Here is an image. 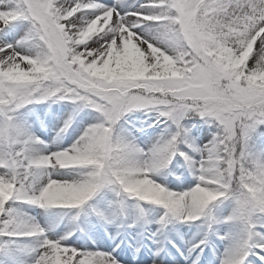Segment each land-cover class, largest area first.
Instances as JSON below:
<instances>
[{
  "label": "snow or ice",
  "instance_id": "1",
  "mask_svg": "<svg viewBox=\"0 0 264 264\" xmlns=\"http://www.w3.org/2000/svg\"><path fill=\"white\" fill-rule=\"evenodd\" d=\"M0 34V264H117L64 243L71 234L50 237L22 210L75 220L102 189L209 228L206 210L230 200L234 233L219 264H264V155L249 146L264 127V0H0ZM56 100L101 119L43 154L24 109ZM141 110L175 127L147 150L116 131ZM187 114L216 128L203 148L187 144L199 160L177 148ZM175 157L197 181L186 191L154 179ZM98 216L101 227L115 219Z\"/></svg>",
  "mask_w": 264,
  "mask_h": 264
},
{
  "label": "rangeland",
  "instance_id": "2",
  "mask_svg": "<svg viewBox=\"0 0 264 264\" xmlns=\"http://www.w3.org/2000/svg\"><path fill=\"white\" fill-rule=\"evenodd\" d=\"M139 2V0H137ZM133 0H128L131 5ZM3 39V34H0ZM11 42V41H9ZM24 111L31 112L27 117L33 135L44 144L39 150L43 154L68 147L73 140L92 123L99 122L100 114L90 108H79L70 101H48L39 105H30ZM72 117V125L66 133L58 131L63 121ZM170 122H161L157 113L133 111L127 113L117 125V134L135 137L136 143L147 150L160 140L167 139L175 131ZM187 137L178 143L177 148L191 159L199 160V154L187 147L192 144L200 149L209 144L216 133L214 125L205 123L198 117L187 114L182 121ZM250 149L264 155V127L258 128L249 141ZM157 183L171 191H186L196 184V178L180 157L154 175ZM122 199L121 208L117 201ZM233 204L230 200L217 201L206 210L214 223L208 227L206 218L194 223H183L161 218L165 210L159 206L137 202L130 198H118L109 189H102L73 220L76 211L49 210L22 206V210L36 219L42 227L56 238L71 234L64 243L78 246L83 251L106 252L116 259L117 264H177V256L191 255L187 262L194 264H219L229 246L234 226L226 222ZM98 214L112 216L115 219L100 226ZM203 241V243H201ZM199 245V247H197ZM259 252V249L256 250ZM163 256H161V254ZM139 255L142 261L131 260ZM183 258V256H182ZM193 261V262H192ZM246 264H260L256 255H250Z\"/></svg>",
  "mask_w": 264,
  "mask_h": 264
},
{
  "label": "bare ground",
  "instance_id": "3",
  "mask_svg": "<svg viewBox=\"0 0 264 264\" xmlns=\"http://www.w3.org/2000/svg\"><path fill=\"white\" fill-rule=\"evenodd\" d=\"M163 254L164 253H162L161 254V256H163ZM138 256L139 255H135V257L133 258V259H131V260H134V261H136V262H138V261H142L143 260V258L144 257H139L138 258ZM182 256H183V258H182ZM181 257H178L177 256V258H176V260H177V264H194V263H189V262H187V259L189 258V257H191V255H189V253L187 254V255H185V254H183ZM193 262V261H192Z\"/></svg>",
  "mask_w": 264,
  "mask_h": 264
}]
</instances>
